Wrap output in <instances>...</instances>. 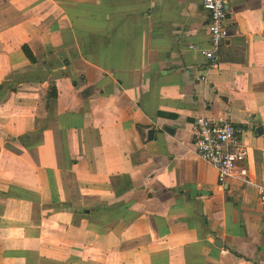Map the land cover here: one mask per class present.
<instances>
[{
  "label": "crops",
  "instance_id": "0c3cea01",
  "mask_svg": "<svg viewBox=\"0 0 264 264\" xmlns=\"http://www.w3.org/2000/svg\"><path fill=\"white\" fill-rule=\"evenodd\" d=\"M224 24L207 67L201 0H0V264H264V0ZM221 115L245 181L195 154Z\"/></svg>",
  "mask_w": 264,
  "mask_h": 264
},
{
  "label": "built area",
  "instance_id": "2783aa9c",
  "mask_svg": "<svg viewBox=\"0 0 264 264\" xmlns=\"http://www.w3.org/2000/svg\"><path fill=\"white\" fill-rule=\"evenodd\" d=\"M227 0H201V7L207 14V48L199 52L207 60L206 66L218 62V48L227 37L225 29ZM193 49V45H189ZM190 132L195 154L209 163L216 171V181L221 184L229 177L246 180V169L242 161L246 149L227 115L218 117L196 116L190 123ZM259 201L264 202V188L257 187Z\"/></svg>",
  "mask_w": 264,
  "mask_h": 264
},
{
  "label": "trees",
  "instance_id": "16d2710c",
  "mask_svg": "<svg viewBox=\"0 0 264 264\" xmlns=\"http://www.w3.org/2000/svg\"><path fill=\"white\" fill-rule=\"evenodd\" d=\"M21 51L23 52V54L25 55V57L29 60V61H33V56L31 55L30 51L27 49L26 46L22 45L21 46ZM218 55V54H217Z\"/></svg>",
  "mask_w": 264,
  "mask_h": 264
}]
</instances>
